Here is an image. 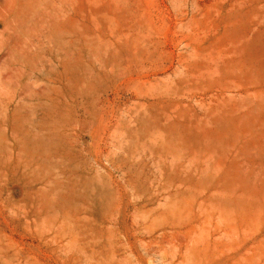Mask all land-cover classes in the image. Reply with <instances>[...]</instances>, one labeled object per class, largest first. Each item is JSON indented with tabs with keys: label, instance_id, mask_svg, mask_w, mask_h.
Masks as SVG:
<instances>
[{
	"label": "rangeland",
	"instance_id": "obj_1",
	"mask_svg": "<svg viewBox=\"0 0 264 264\" xmlns=\"http://www.w3.org/2000/svg\"><path fill=\"white\" fill-rule=\"evenodd\" d=\"M0 264H264V0H0Z\"/></svg>",
	"mask_w": 264,
	"mask_h": 264
},
{
	"label": "bare ground",
	"instance_id": "obj_2",
	"mask_svg": "<svg viewBox=\"0 0 264 264\" xmlns=\"http://www.w3.org/2000/svg\"><path fill=\"white\" fill-rule=\"evenodd\" d=\"M17 81V80H16ZM15 83V82H14ZM15 94V93H14Z\"/></svg>",
	"mask_w": 264,
	"mask_h": 264
}]
</instances>
